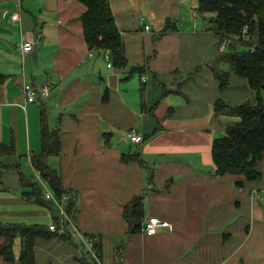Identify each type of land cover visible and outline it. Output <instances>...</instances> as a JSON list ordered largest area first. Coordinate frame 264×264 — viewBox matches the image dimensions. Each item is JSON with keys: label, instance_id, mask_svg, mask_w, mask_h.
I'll use <instances>...</instances> for the list:
<instances>
[{"label": "crops", "instance_id": "1", "mask_svg": "<svg viewBox=\"0 0 264 264\" xmlns=\"http://www.w3.org/2000/svg\"><path fill=\"white\" fill-rule=\"evenodd\" d=\"M109 3L124 66L106 51L89 56L81 3L0 0V144L13 149L0 157V225L49 228L59 218L54 204L27 198L21 180H39L31 158L41 151L44 111L60 134V153L47 164L75 200L73 224L98 244L97 264H264V156L257 178L248 179L217 174L211 153L236 121L216 115L215 102L239 106L254 90L226 65L228 87L220 89L213 68L227 48L196 12L199 0ZM21 42L34 48L23 53ZM26 83H49L50 92L23 109ZM131 130L139 143L127 137ZM136 152L144 166L120 160ZM136 196L143 221L168 226L129 234L123 208ZM61 234L48 230L34 240L35 264H81L83 241ZM19 238L14 259L0 264H20Z\"/></svg>", "mask_w": 264, "mask_h": 264}, {"label": "trees", "instance_id": "2", "mask_svg": "<svg viewBox=\"0 0 264 264\" xmlns=\"http://www.w3.org/2000/svg\"><path fill=\"white\" fill-rule=\"evenodd\" d=\"M85 7L81 17L86 43L90 50L108 52L113 64L124 66V56L120 33L116 27L109 0H75ZM198 15L209 23L212 32L222 44L225 39L232 42L227 51L220 54L213 73L220 89L228 87V72L221 68L226 65L235 75L246 78L255 92L252 101L239 106H228L222 100L214 104L216 115L235 118L226 126L222 138L212 143V159L219 175H241L248 179L257 178L256 165L264 156V0H199ZM243 26H247V39L240 35ZM237 37V39H236ZM135 71H139L136 68ZM13 149L0 144V157L11 155ZM60 153V134L58 129L50 130L46 124L44 111L41 112V151L32 156L31 164L35 171L47 181L49 188L58 198L68 195L62 187L59 173L50 168L47 159ZM123 163L144 162L139 153H122ZM6 166L0 164V174ZM22 186L30 188L26 194L29 199L41 201L43 193L37 183L25 181ZM143 197L136 196L123 208V217L128 224V233H140L143 223ZM64 209L70 218L76 214L75 200L69 197ZM48 228L44 226H26L22 224L0 225V257L12 261L13 245L16 237L21 238L20 264L34 263V240L45 236ZM60 234V233H56ZM67 238L69 233L61 234ZM91 240V239H90ZM94 246L97 259V245ZM81 264H97L87 252H81Z\"/></svg>", "mask_w": 264, "mask_h": 264}, {"label": "built area", "instance_id": "3", "mask_svg": "<svg viewBox=\"0 0 264 264\" xmlns=\"http://www.w3.org/2000/svg\"><path fill=\"white\" fill-rule=\"evenodd\" d=\"M18 16L13 15L12 20H17ZM145 30H148V27L145 26ZM247 31L248 28L247 26H243L240 32V35L243 39H247ZM232 42L231 39H228V42L222 43L221 49L224 50L229 46V44ZM16 47L18 50H20L23 53L30 52L33 48L34 45L31 42H21L17 43ZM93 51L89 53V56L93 55ZM106 60L109 61V55H105ZM108 66H111V63H108ZM23 94L25 97V102L22 104V108L25 109V106L30 103H34L37 100H44L49 92H50V84L45 83L41 87H34L29 83H26L23 85ZM127 137L129 140L133 143H139L142 140V137L138 135L135 130H131ZM38 186L41 188L43 197L45 200L49 201L51 204H54L57 209L59 210V218L57 220V223H54L49 226L48 230L52 233H64L68 232L71 235H77L80 237V239L83 241V246L87 248V252L91 254V256L96 259L92 244L87 242V240H84L83 235L79 232L77 227L73 224L72 219L66 214L65 209H64V202L68 200L69 196L63 195L61 198H58L56 195L53 194L51 189L49 188V185L46 180H44L40 174H38ZM168 224L159 220L158 218L152 217L149 218L146 221H143L140 229V233L143 235L151 236L157 232V230L161 227H167Z\"/></svg>", "mask_w": 264, "mask_h": 264}, {"label": "rangeland", "instance_id": "4", "mask_svg": "<svg viewBox=\"0 0 264 264\" xmlns=\"http://www.w3.org/2000/svg\"><path fill=\"white\" fill-rule=\"evenodd\" d=\"M205 22H207V21H205ZM207 24L209 25V23L207 22ZM236 39H237V37H236ZM226 42H228V39H225L224 40V43H226ZM134 148V147H133ZM1 187V186H0ZM72 219V218H71ZM20 239V238H19ZM90 240V239H89ZM91 241L93 242V240L91 239ZM88 242V241H87ZM92 247H93V245H92ZM20 249H21V247H20ZM87 248H83V246H82V251L84 252V254L86 255L87 254V250H86ZM93 251H94V249H93ZM94 254H95V251H94ZM96 257V256H95Z\"/></svg>", "mask_w": 264, "mask_h": 264}]
</instances>
